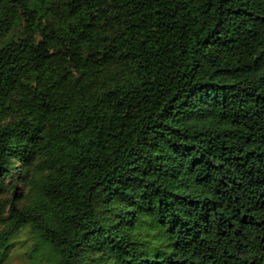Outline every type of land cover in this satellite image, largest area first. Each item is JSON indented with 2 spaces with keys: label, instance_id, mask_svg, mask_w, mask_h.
<instances>
[{
  "label": "trees",
  "instance_id": "16d2710c",
  "mask_svg": "<svg viewBox=\"0 0 264 264\" xmlns=\"http://www.w3.org/2000/svg\"><path fill=\"white\" fill-rule=\"evenodd\" d=\"M264 264V0H0V264Z\"/></svg>",
  "mask_w": 264,
  "mask_h": 264
},
{
  "label": "rangeland",
  "instance_id": "374dc122",
  "mask_svg": "<svg viewBox=\"0 0 264 264\" xmlns=\"http://www.w3.org/2000/svg\"><path fill=\"white\" fill-rule=\"evenodd\" d=\"M7 264H30L25 256L23 255L22 251L14 250L9 258Z\"/></svg>",
  "mask_w": 264,
  "mask_h": 264
}]
</instances>
